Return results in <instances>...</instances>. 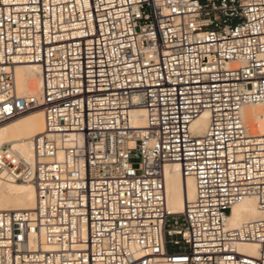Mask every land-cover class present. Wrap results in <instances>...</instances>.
<instances>
[{
	"label": "built area",
	"instance_id": "1",
	"mask_svg": "<svg viewBox=\"0 0 264 264\" xmlns=\"http://www.w3.org/2000/svg\"><path fill=\"white\" fill-rule=\"evenodd\" d=\"M23 63L41 66L40 96L18 94ZM248 104L264 105V0H0V124L45 120L32 160L0 147V178L36 192L32 210H0V264H264V135ZM172 163L196 183L182 213ZM248 196L262 216L228 226Z\"/></svg>",
	"mask_w": 264,
	"mask_h": 264
},
{
	"label": "bare ground",
	"instance_id": "2",
	"mask_svg": "<svg viewBox=\"0 0 264 264\" xmlns=\"http://www.w3.org/2000/svg\"><path fill=\"white\" fill-rule=\"evenodd\" d=\"M15 80L20 96H40L42 93V69L37 63L18 64L15 68ZM243 115L250 130L255 135H264V105L248 104L243 107ZM134 127H144L147 123L146 110L135 108L131 114ZM208 125V114L199 117L192 129L202 134ZM45 129L43 110L37 108L17 118L0 124V147L9 143L27 160H32L34 152L32 139ZM62 157V156H60ZM166 194L171 213H182L186 204L196 196V183L193 177L185 176L178 163L165 168ZM35 187L30 181L0 178V210H32L35 206ZM262 216L255 196H248L232 207L228 215L227 225L236 227L242 223ZM238 249L245 254L255 255L258 245L254 242H242Z\"/></svg>",
	"mask_w": 264,
	"mask_h": 264
},
{
	"label": "rangeland",
	"instance_id": "3",
	"mask_svg": "<svg viewBox=\"0 0 264 264\" xmlns=\"http://www.w3.org/2000/svg\"><path fill=\"white\" fill-rule=\"evenodd\" d=\"M36 110V109H35ZM24 114H26V113H24Z\"/></svg>",
	"mask_w": 264,
	"mask_h": 264
}]
</instances>
